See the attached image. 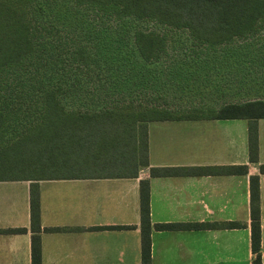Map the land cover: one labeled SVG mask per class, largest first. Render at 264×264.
Segmentation results:
<instances>
[{"label": "trees", "instance_id": "1", "mask_svg": "<svg viewBox=\"0 0 264 264\" xmlns=\"http://www.w3.org/2000/svg\"><path fill=\"white\" fill-rule=\"evenodd\" d=\"M219 73L217 83L237 91L207 94ZM188 84L204 88L199 98ZM260 118L264 0H0V180L30 181L31 264H42L38 180L137 177L154 121L245 119L257 162ZM249 181L251 264H262L258 175ZM139 210L141 264H151L148 179L139 182Z\"/></svg>", "mask_w": 264, "mask_h": 264}, {"label": "crops", "instance_id": "2", "mask_svg": "<svg viewBox=\"0 0 264 264\" xmlns=\"http://www.w3.org/2000/svg\"><path fill=\"white\" fill-rule=\"evenodd\" d=\"M237 120L150 122L148 166L134 178L38 180L42 264H141V179L149 182L151 264H251V175H258L264 264V118L257 121V162L248 157L247 120ZM235 165L247 173H229ZM156 167L179 173L152 176ZM233 221L246 226L225 225ZM161 223L177 226L157 228ZM33 234L30 181L0 180V264H31Z\"/></svg>", "mask_w": 264, "mask_h": 264}, {"label": "rangeland", "instance_id": "3", "mask_svg": "<svg viewBox=\"0 0 264 264\" xmlns=\"http://www.w3.org/2000/svg\"><path fill=\"white\" fill-rule=\"evenodd\" d=\"M101 43H107V44H112V45H115L113 39H104L103 41H101ZM126 48H124V46L122 47V51L126 52ZM181 51V48L179 47L177 50H175V53L176 52H180ZM190 71H185V73H189ZM212 78V79H211ZM209 76V79H210V84H208L207 86H205V90H207V94L209 93H212L213 95H217L218 92L222 91L223 88H230V90L232 92H235L237 91V89L235 87H231L233 86L232 84H229V85H219L217 82L220 81V82H224L225 81V76L224 74L222 73H219V74H213V77ZM192 79V77H191ZM157 82L160 84L161 83V80L158 79ZM197 82H199V77L197 80H194V83L197 84ZM192 83V82H191ZM203 85V84H202ZM187 93L190 94V93H193L195 92V94L193 93L194 96H196L195 98H199V96L201 95V93H203V90L204 88L202 86L199 87V85H194V84H188L187 85ZM229 91V90H228ZM231 97L233 98H238V97H243L241 96L240 94H233L231 95ZM238 122H242V123H245L246 120L244 119H241V120H237Z\"/></svg>", "mask_w": 264, "mask_h": 264}]
</instances>
